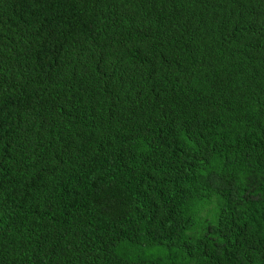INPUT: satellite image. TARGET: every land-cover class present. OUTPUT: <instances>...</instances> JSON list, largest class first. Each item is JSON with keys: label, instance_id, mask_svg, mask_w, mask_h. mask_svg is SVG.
I'll list each match as a JSON object with an SVG mask.
<instances>
[{"label": "trees", "instance_id": "obj_1", "mask_svg": "<svg viewBox=\"0 0 264 264\" xmlns=\"http://www.w3.org/2000/svg\"><path fill=\"white\" fill-rule=\"evenodd\" d=\"M0 264H264V0H0Z\"/></svg>", "mask_w": 264, "mask_h": 264}]
</instances>
